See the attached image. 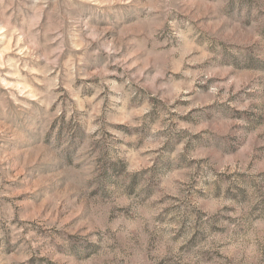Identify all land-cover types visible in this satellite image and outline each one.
I'll list each match as a JSON object with an SVG mask.
<instances>
[{"label": "clouds", "instance_id": "9594fccd", "mask_svg": "<svg viewBox=\"0 0 264 264\" xmlns=\"http://www.w3.org/2000/svg\"><path fill=\"white\" fill-rule=\"evenodd\" d=\"M8 131L0 264H264V0H0Z\"/></svg>", "mask_w": 264, "mask_h": 264}, {"label": "rangeland", "instance_id": "374dc122", "mask_svg": "<svg viewBox=\"0 0 264 264\" xmlns=\"http://www.w3.org/2000/svg\"><path fill=\"white\" fill-rule=\"evenodd\" d=\"M120 84V81L117 80L116 84H112L111 81L107 83V88H117ZM63 89H61L62 91ZM107 90V89H106ZM239 95V94H237ZM55 107V105H54ZM47 118L45 117L44 120L41 122V128H44V123H46ZM56 121H53V129L55 128ZM15 139L11 131H8L6 133V136L3 139H0V149H2L4 152H7L13 160H15L16 152L18 151L15 149ZM22 159V158H21ZM11 174V173H10ZM16 185L13 184L12 181H5V190L13 189ZM12 206V212L14 214L12 223L19 224L21 226H31L35 227L36 222L34 220H21L20 217L27 216L32 211V209L26 204L25 197L24 196H10L6 195L0 200V219H6L8 216L9 208L8 206Z\"/></svg>", "mask_w": 264, "mask_h": 264}]
</instances>
